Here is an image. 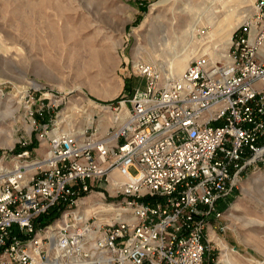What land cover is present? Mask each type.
I'll list each match as a JSON object with an SVG mask.
<instances>
[{
    "label": "built area",
    "instance_id": "2783aa9c",
    "mask_svg": "<svg viewBox=\"0 0 264 264\" xmlns=\"http://www.w3.org/2000/svg\"><path fill=\"white\" fill-rule=\"evenodd\" d=\"M139 70L145 87L120 94L105 132L54 121L0 157V264H210L223 201L264 166V0L220 59L198 53L168 81ZM98 193L122 197L123 219L84 215Z\"/></svg>",
    "mask_w": 264,
    "mask_h": 264
},
{
    "label": "rangeland",
    "instance_id": "374dc122",
    "mask_svg": "<svg viewBox=\"0 0 264 264\" xmlns=\"http://www.w3.org/2000/svg\"><path fill=\"white\" fill-rule=\"evenodd\" d=\"M253 3L0 0V157L25 141L36 143L40 126L54 121L78 132L94 119L105 132L120 94L145 87L140 65L161 71L164 80L161 63L179 77L198 53L220 59ZM194 29V45L186 49ZM172 50L179 67L171 65ZM41 109L46 114L38 119ZM84 201V215L96 224L121 217L108 209L120 208L122 197L98 193ZM223 202H229L226 229H217L210 264H264V166L251 169Z\"/></svg>",
    "mask_w": 264,
    "mask_h": 264
},
{
    "label": "bare ground",
    "instance_id": "6f19581e",
    "mask_svg": "<svg viewBox=\"0 0 264 264\" xmlns=\"http://www.w3.org/2000/svg\"><path fill=\"white\" fill-rule=\"evenodd\" d=\"M208 21H210V20H208ZM242 22H243V20H242ZM241 22V23H242ZM210 23H211V21H210ZM240 23V24H241ZM211 24H213V23H211ZM214 27H216V26H213V28ZM215 30V29H214ZM218 31H219V27H218ZM217 33V32H216ZM195 35H196V29H194V30H192V32H191V37L189 38V41L187 42V45H186V49H192V45H194V41H195ZM164 40H165V43L166 44H168V46H169V38H167V37H165L164 38ZM172 53H173V60L171 61V65H176L177 67H179V61H180V55L177 53V52H175V50H172ZM215 54H216V52H215ZM217 58V57H216ZM147 66V65H146ZM148 67H150V66H148ZM160 70H162L163 71V73H164V76H165V80L166 81H168V80H172V79H178V78H180L183 74H180V76L179 77H175L174 76V74H173V70L172 69H170V70H164L163 68L165 67L164 66V64L163 63H161L160 64ZM155 69V68H154ZM157 70V69H156ZM161 72V71H160ZM170 72V73H169ZM185 72V71H184ZM125 117H126V115L125 116H123L122 118L123 119H125ZM91 118V117H90ZM90 118H89V120H90ZM108 119V118H107ZM102 121V120H101ZM115 172H117V171H115ZM114 173V172H113ZM118 173V172H117ZM118 178H115V177H113V174H112V178L114 179V180H120V179H122V183H124V182H126V180L122 177V176H120L119 175V173H118ZM121 182V181H120ZM109 211H118L119 213H120V216H122L125 212H126V209H124V208H122V207H120V208H117V210L114 208V207H111L110 209H108ZM108 210H106L105 209V211H108ZM118 219H123V218H118ZM98 225H100V223H97ZM216 237V236H215ZM94 264V263H93Z\"/></svg>",
    "mask_w": 264,
    "mask_h": 264
},
{
    "label": "trees",
    "instance_id": "16d2710c",
    "mask_svg": "<svg viewBox=\"0 0 264 264\" xmlns=\"http://www.w3.org/2000/svg\"><path fill=\"white\" fill-rule=\"evenodd\" d=\"M116 100H118V99H116ZM39 116L38 115H36V118H38ZM39 119V118H38ZM34 147H36V144H34L33 145ZM23 150V148L20 146V145H18L17 147H15V149L13 150V152L12 153H19V152H21ZM228 205H229V202H228V204L226 205V206H223L222 208H223V210H225L227 207H228ZM56 216H57V211L56 210H54V211H52L51 213H50V215H49V217H47V218H50V219H54V218H56Z\"/></svg>",
    "mask_w": 264,
    "mask_h": 264
},
{
    "label": "crops",
    "instance_id": "0c3cea01",
    "mask_svg": "<svg viewBox=\"0 0 264 264\" xmlns=\"http://www.w3.org/2000/svg\"><path fill=\"white\" fill-rule=\"evenodd\" d=\"M113 177L118 178V177H119V176H118V173H117V172H114V173H113Z\"/></svg>",
    "mask_w": 264,
    "mask_h": 264
}]
</instances>
